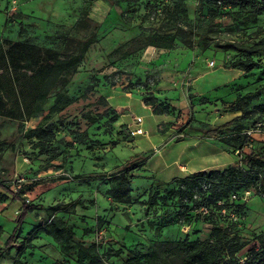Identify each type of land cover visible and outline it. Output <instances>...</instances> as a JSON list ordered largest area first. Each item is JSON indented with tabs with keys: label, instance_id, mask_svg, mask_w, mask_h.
Segmentation results:
<instances>
[{
	"label": "rangeland",
	"instance_id": "obj_1",
	"mask_svg": "<svg viewBox=\"0 0 264 264\" xmlns=\"http://www.w3.org/2000/svg\"><path fill=\"white\" fill-rule=\"evenodd\" d=\"M116 1L122 3L121 20V9L113 10L110 0L90 7L86 0H0V43L23 40L46 51L58 48L68 36L60 56L70 58L81 52L86 38L96 35L82 63L64 72L45 103L48 109L66 90L73 100L69 106L50 117L46 111L24 122L0 117V183L12 185L29 204L37 205L25 218L22 234L7 246L21 201L0 185V264H92L88 256L79 263L74 250L64 252L40 229L42 220L53 214L74 228L75 246L79 241L85 247L96 246L95 264H131V257L149 252L161 241L207 238L209 226L183 212L184 203L192 204L188 198L170 199L167 206L159 196L148 202L151 190L165 194L175 181L149 182L145 178L149 172L134 171V166L143 165L154 146L165 140L188 138L170 142L166 151L176 154L189 147V153H202L220 146L226 158L217 169H226L236 165L239 156L222 144L223 138L237 145L245 131L264 121V65L251 72L230 66L243 57L236 45L264 41V0H240L237 6L228 0ZM254 59L264 61V52ZM212 60L214 67L209 65ZM160 81L164 83L158 90ZM124 92L137 95L130 99ZM138 95L146 104L145 98L154 100L169 112L154 115L142 108ZM237 97H242L245 113L222 137L204 138L205 130L241 115L230 107ZM117 100L125 106L121 111L110 105ZM129 108L143 118L148 136L131 133L137 123L127 113ZM86 114L101 116L90 122ZM46 123L53 125L54 136L44 140L42 149L31 134ZM158 129L166 134L164 140H158ZM253 143L264 153V133H255ZM126 172L134 175L128 186L130 201L118 202L110 191ZM237 190L241 188L232 187ZM247 190V216L241 228L251 238L239 254L241 261L258 245L252 236L264 231V191L258 181ZM70 201L82 203L56 208ZM27 238L28 248L18 254Z\"/></svg>",
	"mask_w": 264,
	"mask_h": 264
},
{
	"label": "trees",
	"instance_id": "obj_2",
	"mask_svg": "<svg viewBox=\"0 0 264 264\" xmlns=\"http://www.w3.org/2000/svg\"><path fill=\"white\" fill-rule=\"evenodd\" d=\"M86 1L90 7L92 3L99 0ZM228 1L232 2L233 6H237L240 0ZM110 2L113 4V9H121L119 12V19L121 20L124 14L122 3L116 0H110ZM210 2L215 3L216 0ZM15 17L13 16L11 19ZM95 36L93 33L86 38L82 42L81 52L70 58L60 56L63 43L68 39V36L64 37L58 48L46 51H41L35 45L23 40L5 39L2 41L0 43V117L24 122L36 118L46 111L49 112L48 117H50L69 106L73 100L66 90L55 96L48 109L45 108V103L50 98L52 88L64 72L82 63L89 45L95 40ZM235 49L243 57L233 61L230 64L232 68L251 72L264 65V61L254 59V56L264 52V41H258L252 45H236ZM241 100L242 97H237L230 104L231 108L241 111V115L205 130L202 136L204 138L222 137L221 134L230 129L238 117L245 113V108L240 104ZM145 101L152 106L156 114L169 112L167 107H158L154 100L145 98ZM100 116L101 114L97 117L86 114L85 118L90 122H97ZM258 122L254 123L252 127ZM190 126L191 123L186 124V128ZM31 136H36L39 140L36 147L44 149V140H50L54 136L53 125L51 123L39 125L32 130ZM253 138L254 136L249 137L247 131L243 133V137L237 145H233L223 138L222 144L225 147L233 148L239 156L236 165L223 170H202L185 178L176 179L174 180L175 187L167 190L165 194L159 190L150 191L149 203H153L157 196L165 206L169 204L170 199L176 198L179 201H184L185 198H188L191 200V205L189 201L183 204V212L192 213L194 219L201 220L208 225L210 228L209 236L204 239H189L187 237L174 241H161L149 252L131 257L129 259L131 264H264V231L252 236V238H256L258 245L251 248L249 255L244 260L241 261L239 255L250 243L251 238L241 228L247 216V201L243 198L244 193L256 181H258L260 190L264 191V153L254 148ZM247 146H250V149L246 151ZM239 150L240 153L237 152ZM130 162L128 161V164ZM139 166L136 164L134 171H137ZM133 177L132 173L126 172L118 185L111 189L110 193L115 201H130V188L128 186ZM0 185L6 194L21 201V208L16 217L17 226L13 234L6 240V245L11 246L22 234L25 218L29 213L35 211L37 205L29 204L24 197L16 193L12 185L3 183ZM232 187H238L241 190L232 191ZM233 195H236L237 198L232 199ZM220 201L224 202V207L239 214L240 220L238 222L227 221L221 213L223 206L219 204ZM81 203L80 201L58 203L56 208L68 209ZM202 206L208 207L210 213L198 214L196 211ZM40 229L52 236L64 252L68 253L74 250L79 263H83V259L88 256L92 264H95L97 259L94 255L96 246L85 247L80 241L75 246L73 241L76 232L65 219L53 214L49 219L42 220ZM29 241L30 238L21 241L18 254L23 253L28 248Z\"/></svg>",
	"mask_w": 264,
	"mask_h": 264
},
{
	"label": "crops",
	"instance_id": "obj_3",
	"mask_svg": "<svg viewBox=\"0 0 264 264\" xmlns=\"http://www.w3.org/2000/svg\"><path fill=\"white\" fill-rule=\"evenodd\" d=\"M115 10V9H113ZM164 81H160L158 85V90L162 87ZM161 94L164 92L160 90ZM169 95L172 94L171 91H167ZM157 93V92H156ZM158 94V93H157ZM124 95L130 99L134 98L136 93H130V92H124ZM112 96H115L114 94ZM120 96V94H118ZM140 97L141 106L144 109L151 110L154 115L160 116V114L154 113L153 108L150 105H147L141 98V95H138ZM120 102H112L110 101V105L114 106V108L118 111H121V108L125 106H120ZM173 105L178 106L179 103L173 102ZM129 114H132V116L136 117L137 114H135V110L133 108H129L128 112ZM158 140H164L166 134L162 133L158 129ZM189 140L188 138H184L180 141ZM175 140H165L164 144L162 146H154L153 153L147 157V159L144 161V164L139 166V169L137 171H148L150 175H146L145 178L148 179V181H160L169 183L171 181H174L176 179L185 178L189 176L190 174H193L198 171L202 170H211V169H217L220 166L221 159H225L226 156H222L221 154L225 153V149L221 148L220 146H213L208 149H204L205 152H190L189 153V147L188 148H181L176 150V154L174 151H166L165 147L169 145L170 142H180ZM207 142V141H204ZM194 145L198 144L195 141H193ZM200 144H203L202 142ZM205 144V143H204ZM205 147V146H204ZM203 147V148H204ZM146 153V152H145ZM211 153H213V158H210ZM203 154H206V159L202 160L201 156ZM220 156L222 158H220Z\"/></svg>",
	"mask_w": 264,
	"mask_h": 264
},
{
	"label": "built area",
	"instance_id": "obj_4",
	"mask_svg": "<svg viewBox=\"0 0 264 264\" xmlns=\"http://www.w3.org/2000/svg\"><path fill=\"white\" fill-rule=\"evenodd\" d=\"M13 3H15V0H13ZM209 65L212 67L216 66L215 60L210 61ZM134 118H135L134 120H136L137 127L135 129H132L131 133L133 135L148 136L147 130H145L142 126L143 118L141 116H136ZM255 133H258V134L264 133V121L258 122L254 127H252L251 129L247 131V134L249 135V137H253ZM249 149H250V146H247L245 150L247 151ZM237 152L240 153L241 151L239 150ZM249 194H250L249 190L245 191L244 196H243L245 201L248 200ZM235 198H237V196L233 195L232 199H235ZM219 204L223 206L224 202L220 201ZM196 212L201 215H206L210 213V209L206 206H202ZM221 213L229 222H238L240 220L239 214L234 210H229L227 207L223 206L221 209Z\"/></svg>",
	"mask_w": 264,
	"mask_h": 264
}]
</instances>
